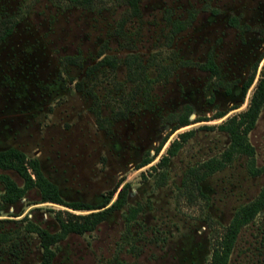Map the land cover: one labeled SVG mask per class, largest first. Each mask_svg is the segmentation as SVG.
I'll return each instance as SVG.
<instances>
[{"label": "rangeland", "instance_id": "rangeland-1", "mask_svg": "<svg viewBox=\"0 0 264 264\" xmlns=\"http://www.w3.org/2000/svg\"><path fill=\"white\" fill-rule=\"evenodd\" d=\"M90 2L0 0V18L18 21L0 43L4 138L42 162L65 200H101L116 189L109 205L129 183L125 203L93 230L52 244V264H203L217 234L264 182L263 172L254 173L264 165L263 106L248 133L252 155L239 153L205 177L204 196L189 200L182 183L188 168L227 147L217 124L249 102L264 57L245 96L227 89L264 53V0ZM103 56L114 64L88 73ZM206 60L218 74L203 68ZM185 109L192 122L173 131ZM189 129L167 166H156ZM145 157L151 160L138 167ZM4 171L24 185L17 172ZM3 192L0 180V264H37L43 247L36 227L57 231L58 210L91 211L40 201L37 187L14 203ZM227 264H264V206L240 229Z\"/></svg>", "mask_w": 264, "mask_h": 264}, {"label": "trees", "instance_id": "trees-1", "mask_svg": "<svg viewBox=\"0 0 264 264\" xmlns=\"http://www.w3.org/2000/svg\"><path fill=\"white\" fill-rule=\"evenodd\" d=\"M77 2H84L87 0H75ZM132 6L137 7L138 0H126ZM4 26V24H3ZM0 36L6 34L11 29V26H4ZM1 39V38H0ZM264 57V56H263ZM132 59H127L129 69L132 68ZM104 64H114V57L103 56L95 64L88 68V73ZM258 61L255 62L253 70L242 85L243 93L250 87L256 76L258 68ZM204 67L210 69L211 73L218 74V67L212 62L208 61ZM79 85V83H78ZM264 106V62L262 63L259 76L257 78L255 87L250 95L249 102L244 110L239 111L225 120L217 124V127L225 131L229 136V143L227 147L221 152L219 156H212L197 165L187 169L183 178L184 192L189 200L198 196H204L205 192L201 186V182L209 174L223 168L230 162L237 154L243 153L252 155L254 153V146L248 139V133L256 124L259 113ZM190 109H185L178 114L176 123L173 124L172 130L191 123ZM225 114L223 111L216 113L217 117H222ZM193 130H184L179 132L178 137L174 138L168 145L167 151L163 154L156 163L158 167H166L170 156L175 154L182 143L192 134ZM165 138L156 147V151L162 147ZM151 159L145 157L138 167L148 163ZM12 169L16 171L23 179L24 185L20 186L8 173L4 170ZM165 169V168H164ZM162 170V179L158 183L165 182V170ZM0 180L4 183V192L1 194L3 201L8 203L16 202L23 194L24 190L29 187H37L40 192V201H52L67 205L73 209H89L87 213H74L58 210L56 219L59 225L57 231L51 232L44 227H36L35 230L40 236V243L43 247L41 260L37 264H52L55 250L52 244L65 237L67 234L73 232L82 234L93 230L101 221H103L111 211L119 209L126 201V194L129 183H124L118 190L114 200L111 201L116 189H112L109 193L97 204H89L80 201H67L60 192L57 184L51 181L42 172L39 162L36 158H27L25 153L16 148L0 151ZM264 173V165L257 167L254 173ZM264 206V182L261 186L257 196L252 200L242 204L234 212L231 220L225 225L222 231L217 234L212 246V251L209 259L203 264H227L229 255L234 246L235 239L240 229L253 220L258 211ZM97 209V210H94Z\"/></svg>", "mask_w": 264, "mask_h": 264}, {"label": "flooded vegetation", "instance_id": "flooded-vegetation-1", "mask_svg": "<svg viewBox=\"0 0 264 264\" xmlns=\"http://www.w3.org/2000/svg\"><path fill=\"white\" fill-rule=\"evenodd\" d=\"M70 1H72V2H74V3H76V4H79V5H82V6H89V4L91 3L90 1L91 0H87V1H84V2H77V1H75V0H70ZM141 0H138V4H139V2H140ZM128 3V2H127ZM128 4H130V3H128ZM91 5V4H90ZM17 18H15L14 16H6V17H2V18H0V34L2 33V29H1V27L2 28H5L4 26H8V25H10L11 26V29L9 30V32H7L6 34H4V35H2V36H0V43L2 42V41H4L6 38H8L10 35H11V33L13 32V30H14V27L16 26V24H17ZM234 23H236V22H234V19H233V17H231V19H230V24H234ZM3 24H4V26H3ZM2 30V31H1ZM263 56H264V53L262 52L254 61H253V63H252V65H251V71H250V73L252 72V70H253V66H254V64H255V62L256 61H258V64L260 63V61H261V59H263ZM101 59V58H100ZM100 59H98V60H100ZM97 60V61H98ZM208 61H212V60H206L205 62H204V64H203V68L204 69H206V70H209L210 71V69H208V68H206V67H204V65L206 64V62H208ZM213 62V61H212ZM214 63V62H213ZM95 64V63H94ZM215 64V63H214ZM93 65V64H92ZM216 65V64H215ZM259 66V65H258ZM258 69V68H257ZM211 72V71H210ZM250 73L247 75V77L250 75ZM247 77L241 82V83H238V82H235L234 84H230L229 86H228V89H227V92H228V95H230L231 97H236V96H240V97H243V96H245V94L247 93V91H248V89H247V91L245 92V93H243V90H242V85H243V83H244V81L247 79ZM2 107V109H3V107L4 106H1ZM10 148H16V149H19V150H21L20 148H18L17 146H14L13 144H11L10 142H8L5 138H4V135L2 134V132H0V151H4V150H8V149H10ZM22 151V150H21ZM39 153V152H38ZM39 165H40V168L42 169L43 168V166H42V162L40 161V163H39ZM7 170H12V169H7ZM6 172V171H5ZM16 172V171H15ZM7 173V172H6ZM9 174V173H8ZM46 176V175H45ZM47 177V176H46ZM49 178V177H48ZM50 179V178H49ZM51 180V179H50ZM52 181V180H51ZM57 184V183H56ZM57 186H58V184H57ZM58 188H59V192H60V194H61V196H62V191H61V189H60V187L58 186ZM107 194H101V200L106 196ZM98 199V196H96V198L94 199V200H92V201H86V200H84V198H76V199H71V200H67V201H80V202H84V203H89V204H97L98 202H100L101 200H97ZM84 210H87V209H84ZM89 210V209H88Z\"/></svg>", "mask_w": 264, "mask_h": 264}]
</instances>
